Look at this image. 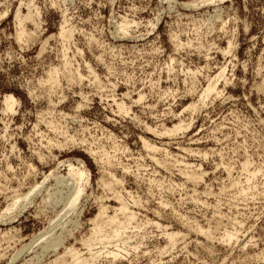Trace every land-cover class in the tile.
<instances>
[{
  "label": "rangeland",
  "instance_id": "374dc122",
  "mask_svg": "<svg viewBox=\"0 0 264 264\" xmlns=\"http://www.w3.org/2000/svg\"><path fill=\"white\" fill-rule=\"evenodd\" d=\"M0 216V264H264V0H0Z\"/></svg>",
  "mask_w": 264,
  "mask_h": 264
},
{
  "label": "bare ground",
  "instance_id": "6f19581e",
  "mask_svg": "<svg viewBox=\"0 0 264 264\" xmlns=\"http://www.w3.org/2000/svg\"><path fill=\"white\" fill-rule=\"evenodd\" d=\"M204 2V1H203ZM195 3V2H194ZM192 4V3H191ZM199 4V3H198ZM195 6V5H194ZM193 6V7H194ZM192 7V6H191ZM217 12V11H216ZM30 18V17H29ZM23 22V21H22ZM33 22V21H32ZM121 28L120 29H123V30H125L127 27L126 26H124V25H121L120 26ZM127 30V29H126ZM22 31V30H21ZM20 31V32H21ZM120 32H122V31H120ZM21 35V34H20ZM18 36V35H17ZM20 37V36H19ZM220 72V74L219 75H221V71H219ZM219 72H217V73H219ZM214 76V75H213ZM214 79H216V78H214ZM214 79H209L208 80V82H207V85H206V87H205V89L203 90L204 92H203V97H205V96H207V94L208 93H210V92H212L214 89H215V81L216 80H214ZM214 80V81H213ZM200 97H202L201 95H200ZM207 98V97H206ZM205 98V99H206ZM203 99V98H202ZM4 102H5V104H6V108L9 110V109H12V106H13V104H14V99H13V97L11 96V95H6L5 96V98H4ZM194 105H195V103H194ZM191 107H193V106H191ZM190 107V108H191ZM195 108V107H194ZM181 125V124H180ZM176 127V126H175ZM180 126H178L176 129H178ZM183 128V127H182ZM182 128H179V129H182ZM168 131V130H167ZM178 131V130H177ZM171 132H172V130H171ZM169 135H171V134H169ZM143 145H145V143L143 144ZM144 147H148V148H151L152 150L153 149H156L157 147H155V146H150L149 144H147L146 143V146H144ZM156 151H159V150H156ZM76 164H77V166H74V165H72V163L71 162H69L68 164H67V167H68V173H67V177H62V176H56V175H54V172L53 171H51L49 174H47L45 177H44V179H42L41 180V182L39 183V184H36L35 183V185L34 186H36L35 187V189H34V191L36 192V191H38L43 185H44V182H46V180H48L50 177H54V182H55V184L58 186V187H63V186H65V188H67V192H66V194H65V197H66V199H67V197H68V199H71V201H72V203L70 202V206H71V204H73V202L75 201V200H78L79 199V196H80V193H82V192H84V191H82V185H80V183H81V181L82 180H86V182L88 181L87 179H88V171L84 168V166L82 165V163L79 161V160H77V162H76ZM188 165V164H187ZM184 166H186V165H184ZM189 171V170H188ZM188 171H186V169H185V172H188ZM192 171V170H191ZM193 172V171H192ZM252 174V173H251ZM110 176H111V174H110ZM184 177L186 178H188V179H191V180H194L195 178H197V176H195V173H191V172H189V173H187V176L184 174ZM111 178L114 180V177L113 176H111ZM186 178V179H187ZM251 179V178H250ZM69 180H71L72 182L71 183H69L68 181ZM195 181H197L196 179H195ZM239 184V183H238ZM248 184V183H247ZM109 185V184H108ZM108 185H105V186H108ZM34 186H33V188H34ZM56 187V186H55ZM234 187V186H233ZM43 188V187H42ZM84 189H85V186L83 187ZM31 189V188H30ZM62 189V188H61ZM61 189H59L58 190V188H57V190L56 191H58V192H60L61 191ZM33 190V189H32ZM32 190H29L27 193H25V194H23V197H21V199H19L20 197L17 195V196H15L12 200H11V202L9 203V204H7V206L5 207V210L4 211H10L12 208H14L18 203H19V201L21 200V201H24V200H26L27 199V197L30 195V193L32 192ZM247 190V189H246ZM33 191V192H34ZM82 191V192H81ZM39 193V192H38ZM246 193V192H245ZM37 194V193H36ZM57 194V193H56ZM35 195V194H34ZM58 195V198H57V202H59V199H61L62 197H61V193H58L57 194ZM117 197V196H116ZM78 198V199H77ZM118 198H120V197H118ZM26 201H28L29 202V199L28 200H26ZM64 201H65V199H64ZM66 201H68V200H66ZM115 201H118V200H115ZM55 202H56V199H55ZM21 203V202H20ZM67 203V202H66ZM69 203V202H68ZM67 203V204H68ZM76 202H74V204H75ZM118 203V205H117V208H115L114 210H116V212L117 211H119V212H122L123 214H125L126 213V211H127V206H125L124 205V203L123 202H121V201H118L117 202ZM21 205V204H20ZM69 205V204H68ZM101 207L100 208H102V203H101V205H100ZM71 207H73V206H71ZM106 209V208H105ZM67 210H68V206H67ZM99 210H101V209H99ZM103 211V210H102ZM2 212V211H1ZM72 212V211H71ZM113 212H115V211H113ZM104 213H105V211H104ZM130 213V212H129ZM99 214V216H100V214H101V212H99L98 213ZM103 214V213H102ZM62 215V214H61ZM63 216H65V215H63ZM98 216V217H99ZM103 215H101V217H102ZM105 217H106V219H104L106 222H108L109 223V225L108 226H110L108 229V232L106 233V234H104V232L103 233H101L102 232V230H103V228H102V230H101V235H98V232L100 231V225H99V223L97 224L96 222H97V220H98V217L96 218L97 220H95V219H93V220H95V221H93L94 223H95V225L94 224H92V226L94 225V227L93 228H91L92 229V235L91 236H89V238H86V239H83L82 240V242H83V244L84 245H90L91 244V242L92 241H94V240H97V241H100L101 243L102 242H104V243H107V244H109L110 243V240L111 239H113V240H115V239H118V240H121V239H123V237L121 236V235H123L122 233L124 232V230H125V228L128 226L127 224H129L130 223V220H131V218H127V220L125 221V220H121L120 221V219H119V217L117 216V214L116 213H114L113 215H110V216H106V213H105V215H104ZM103 216V217H104ZM127 216V215H126ZM130 216V215H129ZM128 216V217H129ZM132 216V215H131ZM213 216V215H212ZM1 217V216H0ZM9 219V218H8ZM59 219V218H58ZM68 219V218H67ZM100 219V218H99ZM74 221V220H73ZM103 221V220H102ZM125 221V222H124ZM56 222H58V221H56ZM68 222V221H67ZM52 223H54V222H52ZM103 224H104V222H102ZM106 224V223H105ZM104 224V228L105 229H107L106 228V225ZM228 224V223H227ZM52 225V224H51ZM54 225H55V223H54ZM66 225H67V223H66ZM66 227V226H65ZM50 228V227H49ZM54 228V227H53ZM61 228H64V227H62L61 226ZM127 229V228H126ZM52 230V229H51ZM198 232H200V233H207L206 232V230L204 231L202 228H200V227H198ZM226 230V229H225ZM104 231V230H103ZM107 231V230H106ZM207 231H208V229H207ZM229 231V230H228ZM235 231V230H234ZM209 232H210V230H209ZM208 232V233H209ZM54 233V232H53ZM40 235L38 236V237H36L34 240H33V242H35V240H37L38 238H40L43 234H45V233H39ZM103 234V235H102ZM176 234V233H175ZM174 233H167L166 232V237H167V240H169V242L170 243H172L173 244V242L176 240V237H178V236H176ZM54 235V234H53ZM207 235V234H206ZM228 235H231V234H227V236L226 237H228ZM52 236V235H51ZM63 236V235H62ZM126 236V235H125ZM211 236V235H210ZM231 236H233V235H231ZM44 237V236H43ZM234 237V236H233ZM42 238V237H41ZM235 238V237H234ZM43 239V238H42ZM228 239H231L230 238V236L228 237ZM39 240V239H38ZM125 240V239H124ZM214 240V239H213ZM42 241V240H41ZM59 241H60V236L59 235H57V236H53V237H47V238H45L42 242H40V247L39 248H41V251L40 252H44V251H47V250H49V248H51V247H54V246H57L58 245V243H59ZM123 241V240H122ZM32 242V243H33ZM96 242V241H95ZM225 242V241H224ZM123 243H126L125 241H123ZM94 244V243H93ZM92 244V245H93ZM31 246V242L30 243H28V245L26 246V247H30ZM106 246V245H105ZM92 249H90V248H88V255H83L82 254V252H80L78 249H75V248H69L68 250H67V253H68V255H69V261H66L65 260V262H67L66 264H98L97 262H96V259L98 258V256L103 252L102 250H92ZM21 251V250H20ZM23 251V250H22ZM94 251V252H93ZM105 251L107 252V253H109V254H111L112 256H117L119 253L118 252H116V251H113V250H108V249H105ZM105 251H104V253H105ZM51 252V251H50ZM18 254V253H17ZM16 254V255H17ZM41 254V253H40ZM20 255V254H19ZM38 255V254H37ZM44 255V254H43ZM102 255V254H101ZM16 258V257H15ZM57 261V260H56ZM65 264V263H64Z\"/></svg>",
  "mask_w": 264,
  "mask_h": 264
}]
</instances>
